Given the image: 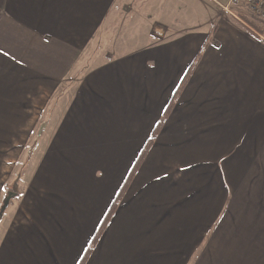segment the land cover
I'll return each instance as SVG.
<instances>
[{
    "label": "crops",
    "instance_id": "0c3cea01",
    "mask_svg": "<svg viewBox=\"0 0 264 264\" xmlns=\"http://www.w3.org/2000/svg\"><path fill=\"white\" fill-rule=\"evenodd\" d=\"M126 1L0 0V136L32 131L69 92L59 145L108 169L94 223L109 179L124 166L129 174L157 131L106 230L104 244L110 230L126 232L121 251L100 247L86 264H264V34L201 6L191 22L147 18L146 34L138 28L153 41L142 48L108 50ZM52 198L59 216L11 232L8 245L25 239L0 264L80 263L85 227L70 244L76 256L65 257Z\"/></svg>",
    "mask_w": 264,
    "mask_h": 264
},
{
    "label": "rangeland",
    "instance_id": "374dc122",
    "mask_svg": "<svg viewBox=\"0 0 264 264\" xmlns=\"http://www.w3.org/2000/svg\"><path fill=\"white\" fill-rule=\"evenodd\" d=\"M126 2L128 15L125 17L122 13L121 16L114 17L112 38L109 39V34L107 39L104 40L108 50H110V46L116 47L117 44H120V50L127 48L128 51H131L132 49L142 48L149 44L148 42L153 41L151 39L145 40V37L142 38V32L138 28L140 24L145 28L146 34L148 30V25L146 26L147 18H162L169 23L180 24L184 21L191 22L192 19L199 18L201 6L203 7V16H205L204 9L206 6L213 8L206 0H127ZM159 2L161 4H158ZM153 3H155L156 10L151 9ZM235 14L254 30L258 29L260 33H264V21L255 19L248 11L243 9H239ZM207 18L212 17L209 15ZM99 43H101L100 39H98ZM68 93L65 91L54 103L50 104L49 111L41 115V119H33L32 131L28 128L23 130L22 135L0 136V253L2 251L8 252L10 246L13 254H16V245L20 246L19 243L25 238L23 236L15 237L17 236L15 235L14 245H8L7 240L11 232L16 233L17 230L24 228L25 223L28 225L43 223L41 216L45 217L46 221L48 215L59 216L57 213L59 208L51 205L57 202L56 199L52 198L53 196H60V237H62L60 239L62 240L60 242V253L65 257H72L75 251L74 255L76 256L77 247L75 248L70 244L74 242L76 230L81 226L85 228L79 235L77 242H79L80 251L81 249L87 251L92 241L86 234L89 230L92 231L98 219L95 228L98 227L102 218H105L109 205L111 202H113L112 205L114 204L121 190L122 182L125 177L127 180L129 176L130 166H124L117 169L116 175L114 174L109 179L112 181L108 185V187L111 185V197L109 196L104 208H101L102 212L98 219L92 223L97 215V206L103 205L102 201L105 196L102 194L101 187L103 185L101 183L104 182L108 169L92 166L88 153H81L84 160L80 161L72 155L73 152L67 151L59 145L60 130L58 127L61 126L63 121L59 112L61 114L65 108L62 104L66 99L65 95ZM57 164H60V168L56 167ZM133 178L121 201H119L116 211L108 221L109 223L103 235L96 243L92 254L100 247H102L101 251H104L103 253H106V249H109L110 252L121 251L122 243L127 237L126 232L119 226L113 232L110 230L107 237L109 241L106 240L107 245L103 242L106 238V230L109 231V225L130 188ZM99 189L100 194L95 195ZM74 193H81L79 200L69 198V195ZM20 198L21 202L19 204ZM82 198H85V200ZM93 208H95V211ZM38 212L40 215L37 214ZM117 215L115 221L119 219L120 213Z\"/></svg>",
    "mask_w": 264,
    "mask_h": 264
},
{
    "label": "trees",
    "instance_id": "16d2710c",
    "mask_svg": "<svg viewBox=\"0 0 264 264\" xmlns=\"http://www.w3.org/2000/svg\"><path fill=\"white\" fill-rule=\"evenodd\" d=\"M257 30L259 33L260 31L258 29H255ZM261 34H264V33H261ZM194 68V67H193ZM193 71V69H192ZM190 75V72L188 73L187 77ZM184 85V82L181 86V88L179 89L178 91V94L179 92L181 91L182 87ZM177 94V95H178ZM177 95L176 97L173 99V102H172V105L170 106V109L174 106V102L176 101V98H177ZM155 134H157V131L152 135V137L149 139V141L146 143L144 149L142 150L139 158L136 160L134 166L132 167L130 173H129V176L127 178V180L123 183L122 187H121V190L120 192L118 193L117 197H116V200L114 202V204L112 205V207L110 208V210L108 211V213L106 214L103 222L101 223L99 229L97 230L96 232V235L94 236L93 240H92V243L90 245V248L86 251V253L84 254L82 260L80 261L79 264H86L87 261H88V258L89 256L92 254V251L96 245V243H98L99 239L101 238V236L103 235L104 233V230L107 226V224L109 223L108 221H110L111 217L113 216L114 212L116 211V208H117V205L119 203V201H121L125 191L127 190L131 180L133 177H135V175L137 174L140 166L142 165L146 155L148 154L149 152V149L151 148L152 144H153V140L155 138ZM134 179V178H133ZM1 217V216H0Z\"/></svg>",
    "mask_w": 264,
    "mask_h": 264
},
{
    "label": "built area",
    "instance_id": "2783aa9c",
    "mask_svg": "<svg viewBox=\"0 0 264 264\" xmlns=\"http://www.w3.org/2000/svg\"><path fill=\"white\" fill-rule=\"evenodd\" d=\"M225 15L239 20L236 9L248 11L255 19L264 21V0H206ZM255 32V30H253Z\"/></svg>",
    "mask_w": 264,
    "mask_h": 264
}]
</instances>
